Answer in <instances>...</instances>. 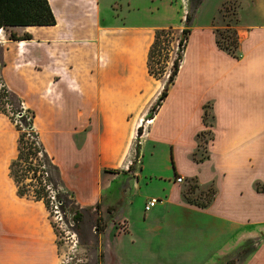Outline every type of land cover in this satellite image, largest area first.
<instances>
[{"label": "crops", "instance_id": "crops-1", "mask_svg": "<svg viewBox=\"0 0 264 264\" xmlns=\"http://www.w3.org/2000/svg\"><path fill=\"white\" fill-rule=\"evenodd\" d=\"M102 1L47 0L55 23L37 25L27 23L23 0H0V79L24 109L34 112L33 128L58 167L62 189L80 208L107 209L121 199L126 218L131 196L125 197L134 178L138 182L143 172L152 181L153 172L143 165L145 147L150 159L164 148L173 175L157 177L162 191L151 197L161 201L145 210L150 197L142 200L139 236L127 218L128 231L121 233L134 248L142 237L146 240L147 247L130 258L132 264H154L157 240L173 250L212 236L218 231L208 227L211 221L228 226L230 236L243 242L260 236L264 192L255 183H264V0L202 1L173 83L151 118L167 75L156 79L148 73V51L154 31L171 23L129 21L116 11L117 5L122 10L120 1ZM138 1L129 0L127 10L139 11ZM209 1L215 9L202 18ZM228 2L236 4L237 56L216 43L215 16ZM202 131L208 138L200 141ZM18 137L14 122L0 111V264H62L48 208L43 200L20 196L10 175ZM203 143L204 154L196 157ZM177 176L200 188L213 187V199L200 207L184 202ZM121 177L126 181L114 198L112 186ZM155 206L163 207L160 216L151 213ZM182 222L197 224V232L181 234ZM121 234L111 240L117 254ZM262 252L264 241L244 264H253Z\"/></svg>", "mask_w": 264, "mask_h": 264}, {"label": "rangeland", "instance_id": "rangeland-1", "mask_svg": "<svg viewBox=\"0 0 264 264\" xmlns=\"http://www.w3.org/2000/svg\"><path fill=\"white\" fill-rule=\"evenodd\" d=\"M108 0H103L102 3L105 4ZM123 4L122 10L119 6H116V11L119 13L120 17L124 15L127 16L128 20L131 19L141 20L145 24H163L166 22L171 23L167 26L166 33L161 39H163V44L157 52V56L154 57V62L152 66L154 70L158 72L160 68L164 69L163 75L166 76L170 72L172 67V61L177 56V54H182L183 46L178 45V39L181 36V19L183 14L188 11V1L187 0H139L138 3L139 11L127 10V2L129 0H118ZM119 3V2H118ZM208 2L207 7L203 8L202 18H207L213 11L214 6H210ZM209 5V6H208ZM123 15V16H122ZM217 18V26L219 30H224L226 27L225 23L229 24L230 27H234L236 21V4L228 2L223 4L219 10L218 14L215 16ZM216 22V20H215ZM159 58V61H156ZM162 79V78H161ZM1 86V81H0ZM6 109L10 112L11 109L15 111L16 105H5ZM23 112V110H21ZM25 113V112H24ZM26 114V113H25ZM17 123L20 124L22 132H29L25 126V122L19 121L21 115L17 113L12 114ZM209 116H206V120ZM140 136L136 133L134 139V145L140 140ZM208 134H204L202 139H207ZM199 152L196 153V157L204 154V143ZM145 156L143 159V165L148 167L150 171L153 172L151 176L152 181H147L143 178V172L140 175L139 181L136 182V177L134 178V185L131 186L130 195H126V199L131 196V202H127L128 206L126 208V218L128 220L129 229H132L134 235L139 236L142 233L143 228L140 226L139 218L141 217V202L144 198L149 196H154L160 194L162 191L161 181L158 180V176L169 177L173 175L172 163L169 160V155L167 156L166 150L164 148H157L150 159L148 152V147H145ZM184 156V154H182ZM180 156L181 159L184 157ZM138 162H135V170L137 169ZM52 174V173H51ZM130 174H134L132 171ZM154 175H156L154 177ZM28 176L31 177L32 173L29 172ZM133 180V179H132ZM161 180V179H160ZM126 181V177H121L113 183L111 194L114 198H118L121 195V190L123 188V182ZM175 181L177 179L175 178ZM24 183H32L33 186L36 185L34 178L22 179ZM180 183L181 194L184 202L192 206L200 207L205 202L204 194L208 187L200 188L198 185L194 186V181ZM32 188H30V191ZM60 190V189H59ZM31 193V192H29ZM55 193L52 191L48 192L45 200H48L50 217L52 223L55 227L56 234L58 236L57 242L60 248V253L62 255V264H132L130 258H134L138 255L141 248L145 246V238H141L137 248H134L129 243L128 234V224L124 213V204L120 199L114 206L101 209L99 207H87L82 208L81 214L78 221L73 220V214L70 211L69 206L61 207L64 224H56L53 221L52 208L56 198ZM148 198V199H150ZM147 199V200H148ZM75 207H77L75 205ZM162 206H155L151 209V213L157 216L161 215ZM211 221V220H210ZM212 222V221H211ZM208 223V227L212 231H218L208 238L202 239L194 238V241L185 242L183 245H177L173 250L166 247L164 242L161 240L155 241L157 243V257L156 262H162L165 264H225L226 260L234 255V250L243 242L238 236H230L228 226L222 225L220 222ZM180 224V223H178ZM197 224L191 223L184 224L182 222L178 228V232L181 234H192L197 232L198 229L195 228ZM97 226V227H96ZM103 228V229H102ZM181 230V231H180ZM210 230V229H209ZM264 230V229H263ZM75 234V235H74ZM121 234L122 237L118 238L119 248H121V254L116 253L115 246L111 243L114 242L113 235ZM125 235V236H123ZM259 236V235H258ZM258 236L251 238L256 239ZM184 239V238H183ZM181 237V240H183ZM191 239V238H190ZM199 241H195V240ZM240 239V240H239ZM118 242V241H117ZM222 253V254H218ZM230 253V254H229ZM225 254V255H224ZM119 256V257H118ZM240 264H244L240 263ZM253 264H264V252H262L259 257L255 260Z\"/></svg>", "mask_w": 264, "mask_h": 264}, {"label": "trees", "instance_id": "trees-1", "mask_svg": "<svg viewBox=\"0 0 264 264\" xmlns=\"http://www.w3.org/2000/svg\"><path fill=\"white\" fill-rule=\"evenodd\" d=\"M30 1H32V6L30 7ZM188 1V11L184 15V25L181 29V36L178 39V45H185V40L190 32L191 23L193 20L194 13L200 6L203 0H187ZM26 15L27 23L37 24V25H51L55 23L54 15L48 5L47 0H23ZM168 31L166 29H156L154 31V41L148 51L147 59V70L148 73L154 78L158 79L163 76L164 69L155 71L152 63L154 62L155 55L157 56L158 49H160L161 43L163 44V39H161ZM12 39H19L15 33H10L9 35ZM30 37L29 34L22 35V38ZM216 43L217 45L226 50L233 56H237L238 49V39L236 34V29L230 27L227 24L226 29L216 31ZM181 60V54L177 56L172 61V67L170 72L167 75L166 83L161 90L158 98L155 103L150 108L148 113V118L153 116V113L157 110L162 100L167 94V90L170 84L173 83L174 77L178 71L179 63ZM156 61H159V58H156ZM1 81V79H0ZM5 105H16L15 111L11 109L9 112ZM23 110V112L21 111ZM0 111L9 115L11 120L14 122L15 127L19 130L18 137V154L17 157L11 162L10 165V175L12 176L13 181L15 182L17 193L20 196H25L27 198H32L36 200H43L44 204L49 210L48 200H45V197L49 190L51 189L55 193V198L62 202L61 207L69 206L70 211L73 214V220L78 221L82 208L78 207L72 195L62 189V182L59 175L58 167L52 162L51 158L47 155L44 148L42 147L41 142L38 139V134L33 128V117L34 112L30 109H24L22 102L18 96L10 92L1 82L0 86ZM26 114H25V113ZM21 115L19 121L25 122L26 128L29 132H22L20 124L14 119L13 115ZM203 121L205 123V114L203 116ZM137 134H142V127L137 128ZM205 133L202 131L198 134L200 141ZM204 141V140H203ZM201 144V143H200ZM136 150V158L138 156V147L139 141L134 145ZM132 165L129 166V168ZM173 166V163H172ZM31 172L32 176L29 177L28 173ZM52 173V174H51ZM34 178L36 185L33 186L32 183H24L22 179ZM194 186L197 184L194 183ZM49 187V188H48ZM30 188L32 190L30 191ZM60 189V190H59ZM255 189L257 191L264 192V183L256 182ZM31 192V193H29ZM215 189L213 187H208L207 191L204 194L205 202L201 206L207 205L214 197ZM75 205L77 207H75ZM50 212V210H49ZM97 227V226H96ZM103 229V228H102ZM264 241V232L260 233V236L256 239H246L235 251L234 255L226 261V264H240L246 261L257 249L259 244Z\"/></svg>", "mask_w": 264, "mask_h": 264}, {"label": "built area", "instance_id": "built-area-1", "mask_svg": "<svg viewBox=\"0 0 264 264\" xmlns=\"http://www.w3.org/2000/svg\"><path fill=\"white\" fill-rule=\"evenodd\" d=\"M177 181H181L182 180V177L181 176H177ZM49 188V187H48ZM50 192H52V190L50 189ZM52 198H55V195L54 197L51 196ZM158 201H161L160 199L158 198H155V197H152L150 199H148L144 205V208L145 210H148L150 209L152 206H154ZM61 205H62V202L59 201V200H55L54 202V206L52 208V213H53V221L56 223V224H64V220H63V215H62V211H61ZM52 220V219H51ZM75 235V234H74Z\"/></svg>", "mask_w": 264, "mask_h": 264}, {"label": "bare ground", "instance_id": "bare-ground-1", "mask_svg": "<svg viewBox=\"0 0 264 264\" xmlns=\"http://www.w3.org/2000/svg\"><path fill=\"white\" fill-rule=\"evenodd\" d=\"M148 122H150V121H148Z\"/></svg>", "mask_w": 264, "mask_h": 264}]
</instances>
